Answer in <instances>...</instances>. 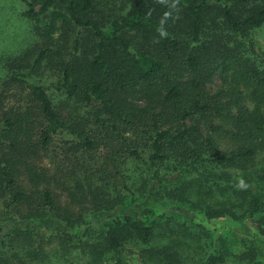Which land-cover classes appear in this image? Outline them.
<instances>
[{"label": "trees", "instance_id": "1", "mask_svg": "<svg viewBox=\"0 0 264 264\" xmlns=\"http://www.w3.org/2000/svg\"><path fill=\"white\" fill-rule=\"evenodd\" d=\"M7 1L31 27L0 54V264H227L219 218L264 264V0Z\"/></svg>", "mask_w": 264, "mask_h": 264}, {"label": "rangeland", "instance_id": "2", "mask_svg": "<svg viewBox=\"0 0 264 264\" xmlns=\"http://www.w3.org/2000/svg\"><path fill=\"white\" fill-rule=\"evenodd\" d=\"M19 6L15 3L10 4L7 0H0V54L6 52H13L19 48L22 40L29 36V28L31 23L27 22L20 16ZM255 37L258 39L262 48L264 49V25L261 28H257ZM0 66V74H1ZM221 81L219 76H214L213 80L208 84L210 90H214L216 86L220 85ZM204 129V127H203ZM222 147L227 145V142L220 140ZM43 162L50 165L47 158H44ZM264 163V155L258 154L256 156V165L261 166ZM155 204V209L158 213L167 212L168 215L173 214L176 206L175 203ZM205 228L211 231L212 238H214L215 245L222 244L226 251L229 253L227 256V264H242L234 258V255L243 251L251 239V233L254 229L253 223L249 220L246 222L247 227L240 222H233L224 218L202 220ZM49 232L47 233V235ZM256 245L259 249V259L264 261V242L256 240ZM144 244L136 241H128L125 245L127 251H138ZM258 257V255H257ZM128 264H146L137 260L136 253H130L128 255Z\"/></svg>", "mask_w": 264, "mask_h": 264}, {"label": "clouds", "instance_id": "3", "mask_svg": "<svg viewBox=\"0 0 264 264\" xmlns=\"http://www.w3.org/2000/svg\"><path fill=\"white\" fill-rule=\"evenodd\" d=\"M161 35H165V33H161Z\"/></svg>", "mask_w": 264, "mask_h": 264}]
</instances>
